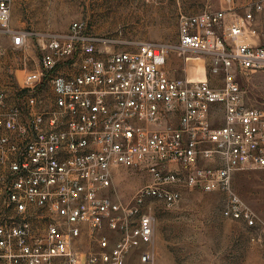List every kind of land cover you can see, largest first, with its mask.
Instances as JSON below:
<instances>
[{
	"label": "built area",
	"instance_id": "obj_1",
	"mask_svg": "<svg viewBox=\"0 0 264 264\" xmlns=\"http://www.w3.org/2000/svg\"><path fill=\"white\" fill-rule=\"evenodd\" d=\"M12 3L0 0V36L19 50L26 34L8 27ZM257 15L264 0L242 14L179 15V55L207 61L218 85L171 77L159 44L106 51L111 40L88 34L81 20L47 37L22 84L0 63V264H124L139 247L149 262L155 218L147 201L172 205L180 187L225 193L222 214L264 245V224L232 188L235 171L264 169V109L246 103L235 76L237 68L264 70V44L252 41ZM120 167L149 175L127 203L110 193ZM85 228L97 248L82 256L73 242Z\"/></svg>",
	"mask_w": 264,
	"mask_h": 264
},
{
	"label": "rangeland",
	"instance_id": "obj_2",
	"mask_svg": "<svg viewBox=\"0 0 264 264\" xmlns=\"http://www.w3.org/2000/svg\"><path fill=\"white\" fill-rule=\"evenodd\" d=\"M255 1L13 0L8 27L26 34L25 45L13 50L9 35H1L3 53L0 63L3 70L13 73L11 79L22 84L25 71L39 67L41 49L47 37L65 35L72 22L81 20L88 34L111 40L101 46L106 51L134 49L141 42L159 44L165 48L164 69L171 77H207L212 84L218 85L221 79L209 77L207 61L196 59L189 53L179 55V15L204 9H234L242 14ZM255 24L257 34L252 41L264 44V16L257 15ZM235 76L245 91L246 103L264 109V70L237 68ZM44 93L50 94L48 86ZM148 180L149 175L145 172L120 167L110 193L127 203ZM232 188L255 212L259 225H263L264 169L235 171ZM180 189L182 197L172 205L147 201L146 208L155 218L152 259L140 261L139 247L129 251L124 264H264V245L252 240L254 230L242 220L222 214V207L227 202L225 193ZM112 238L114 240L116 235ZM96 246L87 228L73 242L74 250L82 256ZM55 264L67 263L64 259H57Z\"/></svg>",
	"mask_w": 264,
	"mask_h": 264
}]
</instances>
